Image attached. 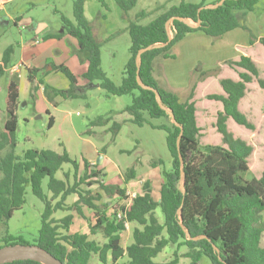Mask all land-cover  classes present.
<instances>
[{
    "label": "trees",
    "instance_id": "1",
    "mask_svg": "<svg viewBox=\"0 0 264 264\" xmlns=\"http://www.w3.org/2000/svg\"><path fill=\"white\" fill-rule=\"evenodd\" d=\"M12 1L0 0V4ZM98 1L108 9L104 0ZM114 1L126 16L138 4V0ZM260 1L227 0L216 9H207L205 2L190 4L181 0L180 5L168 10L159 8L156 13H160L148 25L141 24L148 17L146 12L139 13L127 27L130 60L122 84L117 86L103 70V44L95 38L86 18V0H73L74 21L61 14L63 31L49 33L42 40L74 38L78 42L75 55L87 64V70L78 77L66 64L50 62L43 69L29 68L31 100H37L41 87L50 103L56 97L87 99L86 92L92 88L103 89L108 98L131 96V105L121 112L129 120L118 122L113 116H100L90 121L84 132L90 137L97 134V129L105 128L112 135L111 143H115L128 121L140 127L149 124L146 116L172 121L169 110L179 126L171 122L170 127L158 128L167 132L172 170L163 172L158 199L149 182L141 194L131 199L125 187L105 183V174L87 159H83L81 172V163L65 148L62 154L32 149L17 155L20 82L17 75L12 76L6 90V120L3 125L0 123V230L4 228L0 248L37 246L63 264H91L93 256L102 264H182L184 259L189 264H200L203 257L212 264H264V37L249 47L239 48L240 55L222 63L217 74H203L183 103L175 94L163 90L154 76L155 60L160 56L173 58L170 50L189 34L201 32L219 40L236 29L247 30L246 17ZM160 45L164 47L141 55L138 73L140 51ZM14 52L15 47L10 46L3 54L0 81L12 67ZM51 72L64 75L70 88L57 90L48 84L45 77ZM138 74L143 85L160 93L166 110L159 106L153 91L141 87ZM80 79L85 86H79ZM46 116L48 129H52L55 118L50 111ZM107 148L102 149L104 155ZM180 156L185 163V193L180 185ZM64 165L72 169L65 171ZM164 165L161 160L151 161L153 169ZM60 172L62 178L58 176ZM137 178L135 166L124 173L125 185ZM45 181L48 193L43 189ZM94 186H98L96 190L91 189ZM28 187L44 204L42 226L34 244L9 234V221L25 205ZM73 197L77 200L68 203ZM106 198H117L120 205L105 202ZM85 209L94 217L95 225L89 224L92 235L101 233L104 244L91 240L89 234L72 232L76 215L86 220ZM158 210L163 223L157 217ZM58 212L67 215L56 219ZM132 223L138 227L132 244L124 248L122 236ZM170 245L177 248L173 257L158 262ZM182 248L186 252L180 253ZM8 264L41 263L26 260Z\"/></svg>",
    "mask_w": 264,
    "mask_h": 264
},
{
    "label": "rangeland",
    "instance_id": "2",
    "mask_svg": "<svg viewBox=\"0 0 264 264\" xmlns=\"http://www.w3.org/2000/svg\"><path fill=\"white\" fill-rule=\"evenodd\" d=\"M104 1L109 10L98 0H86V18L93 28L95 38L103 44V70L108 78L119 86L122 84L125 68L130 60L131 38L127 30L129 22L136 21L137 15L144 11L148 17L141 24L148 25L160 13V11L156 13L159 8L168 10L173 6L180 5L181 0H138L137 6L128 16L123 13L114 0ZM185 1L190 4L205 2L209 6L222 0ZM61 14L74 21L73 0H14L12 3L0 5V55H3L10 46H14L12 63L20 62V45L34 42L36 30L40 37L63 31ZM14 19L19 24H16ZM245 24L247 30L236 29L219 40L201 32L189 34L170 50L169 54L173 58L166 59L160 56L155 60L154 76L159 86L163 90L175 94L180 102H185L190 97L194 85L202 79L203 74H217L222 63L240 55L239 48L249 47L251 42L264 37V0L260 1L254 12L248 13ZM76 42L74 38H64L58 48L67 47L69 61H63L64 55L59 51L51 53L52 61L57 64L67 62L68 66H71V63H76L75 53L78 51V42ZM73 43L75 44L73 45ZM40 62L42 61L38 60V64ZM79 68L73 65L77 74L82 71ZM9 81V74H6L0 81V123L2 125L6 120V90ZM48 82L57 90H68L69 87L68 79L58 73L49 77ZM21 86L24 95H26L24 79ZM86 93L87 99L56 97L54 103H47L50 114L55 118V125L52 129H48L46 113L40 117L42 112L39 108H43L44 103L41 102L36 108L31 99L23 100L17 111L19 119L17 155L22 156L27 150L32 149L52 150L62 154L65 148L74 160L81 163V172H83L84 166L82 159L85 157L90 160L91 165L99 166V169L104 173L107 170V177L103 178L105 182L125 187L128 195L132 197L140 194L145 183L149 182L154 196L158 199L164 183L163 172L172 170V157L167 146V132L158 127H170L172 121L168 118L150 119L146 116L149 124L144 127L128 121L123 125L115 143H111L112 135L105 128L96 130L97 134L89 137L84 135L89 122L100 116H113L118 122L129 120L128 115H123L121 112L131 105L132 97L111 96L108 98L101 88L88 89ZM105 146H108V150L104 155L102 149ZM122 151H128L129 154L122 153ZM100 156L103 157V162L98 165ZM153 160H161L165 165L153 169L151 167ZM133 166L136 167L138 178L125 185L124 173ZM70 168L72 169L69 165L63 167L65 171ZM58 176L62 178V172ZM97 187L94 186L91 189L96 190ZM43 189L45 193H48L47 181L44 182ZM26 193L25 205L16 211L9 221V234L34 244L42 226L44 204L33 195L30 187L27 188ZM76 200L75 197L70 198L68 203L72 204ZM105 202L119 204L117 198L113 200L106 198ZM84 212L86 220L76 215L72 232L89 234L91 240L97 241L101 245L104 244L106 240L101 233L92 235L89 225H95L92 212L87 209ZM66 215L67 213L58 212L55 214V218L61 219ZM157 217L161 223L164 222L160 210L157 211ZM261 217V224L264 227V212ZM137 227L138 225L135 223L127 225V230L123 233L121 241L124 248L132 244L133 232ZM0 233L1 235L4 233V228L0 230ZM176 249L175 245H170L158 257L157 261H168L173 257ZM184 252H186V248H182L180 253ZM189 263L187 259L182 260V264ZM91 264L102 263L97 256H93ZM108 264L113 263L109 261ZM200 264L212 263L208 258L203 257Z\"/></svg>",
    "mask_w": 264,
    "mask_h": 264
},
{
    "label": "crops",
    "instance_id": "3",
    "mask_svg": "<svg viewBox=\"0 0 264 264\" xmlns=\"http://www.w3.org/2000/svg\"><path fill=\"white\" fill-rule=\"evenodd\" d=\"M14 1V0H13ZM12 1V2H13ZM11 2V3H12ZM1 6L3 5H6V4H0ZM85 15L87 16V4H86V12H85ZM18 20H20L18 18ZM14 22L16 24H19V22H17L15 19H14ZM29 28V27H28ZM38 30H36L37 32ZM35 32V37L33 38L34 42H29V43H24L22 46L20 45V48H21V60L20 62H17V63H12V67L10 69L7 70V74H9L10 78L12 76H15V74H18V78H19V82H20V103L23 101V100H30V93H31V87H30V84L28 82V69L29 68H38V69H43L48 63L50 62H53L52 61V57H51V53L52 52H55V51H59L62 55H64V60L63 61H69V59L67 58L68 55H69V51L66 48H58V46L61 45V41L64 39H62L61 41L59 40H55V39H52V40H48V41H43V37H40L38 36V33ZM230 34V33H229ZM228 35V34H227ZM226 36V35H225ZM224 36V37H225ZM40 37V38H39ZM66 37H69V36H66ZM65 37V38H66ZM223 37V38H224ZM71 38V37H69ZM222 38V39H223ZM77 43V42H76ZM75 43H73L74 45ZM78 45V43H77ZM242 47V46H241ZM61 49V50H60ZM47 54H49V56H47ZM71 58V56H70ZM73 58V57H72ZM2 59H3V55H0V65L2 64ZM75 59H76V63H71V66H69L73 72L79 77L81 76L86 70H87V64H84L82 63L79 58L77 57V55L75 56ZM38 60H41L42 62H40V64H38ZM12 61V60H11ZM67 62H61L57 65H60V64H66ZM67 65V64H66ZM73 65L77 68L80 67L79 69H81L82 71L77 74L74 69H73ZM68 66V65H67ZM49 71H51L49 69ZM53 74H55L54 72H51L47 77H45V80L48 84H50L48 82V78L51 77ZM59 74V73H58ZM24 79V82H25V91L27 92L26 95H24L23 93V89H22V86H21V83H22V80ZM68 84H69V87L67 89L70 88V82L68 80ZM86 83L84 81H82L81 79L79 80V86H85ZM37 98L38 100H36L34 102V104L36 105V108H38V105L43 102L44 105H43V108H39L40 111L42 112V115L43 113H46L47 111H49V109L47 108V103H49V101L47 100V98L45 97V94H44V87H41V89L37 92ZM46 116V114H45ZM45 118V117H44ZM98 130V129H97ZM96 149V147H95ZM83 159H87L85 157H83ZM82 159V160H83ZM90 163V160L87 159ZM91 164V163H90ZM100 168V167H99ZM157 169V168H156ZM103 172V171H102ZM104 173V172H103ZM105 174V177H107V170H106V173ZM135 181V180H134ZM105 182V181H104ZM107 184H111L108 183V182H105ZM131 183V182H130ZM116 185V184H115ZM121 186V185H120ZM143 192V190H142ZM141 192V193H142ZM140 193V194H141ZM154 194V192H153Z\"/></svg>",
    "mask_w": 264,
    "mask_h": 264
},
{
    "label": "water",
    "instance_id": "4",
    "mask_svg": "<svg viewBox=\"0 0 264 264\" xmlns=\"http://www.w3.org/2000/svg\"><path fill=\"white\" fill-rule=\"evenodd\" d=\"M227 0H222L221 2H219L218 4L215 5H209L206 6L207 9H216L220 6H222ZM174 21V19H172L167 27L169 28L170 24ZM193 26V25H192ZM164 47L163 45L161 46H151L148 48H145L143 50L140 51L138 57H137V66H138V73L140 70V66H141V55L144 54L147 51H151L155 48H161ZM138 82L141 85V87L145 90H149V91H153L156 94V98H157V102L159 104V106L166 110V108L163 105V101H162V97L160 95V93L151 87L145 86L142 84V81L139 77L138 74ZM168 113L170 114V117L172 119V122L176 125L179 126V124L176 122L175 117L173 115L172 112H170L168 110ZM40 117H43V115H41ZM183 133L180 135V139L182 137ZM180 139L178 141V147L180 145ZM181 158V181H180V185H181V191L183 193H185V172H184V160L183 158L180 156ZM103 162V157L100 156L99 157V161H98V165H100ZM189 239H191V237L188 235ZM26 260H31V261H36L39 262L41 264H63L61 261H59L57 258H55L52 254H50L49 252L45 251L44 249H41L37 246H33V245H10V246H5L0 248V264H8V263H12V262H16V261H26Z\"/></svg>",
    "mask_w": 264,
    "mask_h": 264
},
{
    "label": "built area",
    "instance_id": "5",
    "mask_svg": "<svg viewBox=\"0 0 264 264\" xmlns=\"http://www.w3.org/2000/svg\"><path fill=\"white\" fill-rule=\"evenodd\" d=\"M129 196H130V195H129ZM130 197H131V199H132V198H134V197H136V196H134V197L130 196Z\"/></svg>",
    "mask_w": 264,
    "mask_h": 264
}]
</instances>
